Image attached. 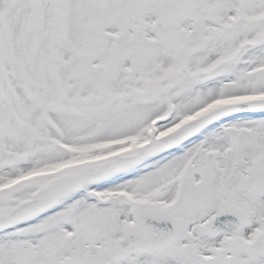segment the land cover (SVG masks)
Wrapping results in <instances>:
<instances>
[{
    "label": "snow or ice",
    "instance_id": "1",
    "mask_svg": "<svg viewBox=\"0 0 264 264\" xmlns=\"http://www.w3.org/2000/svg\"><path fill=\"white\" fill-rule=\"evenodd\" d=\"M0 264H264V0H0Z\"/></svg>",
    "mask_w": 264,
    "mask_h": 264
}]
</instances>
